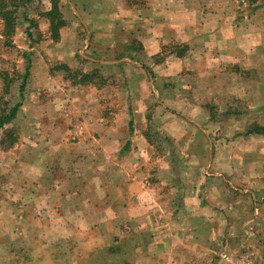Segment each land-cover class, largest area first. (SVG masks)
<instances>
[{
    "label": "crops",
    "instance_id": "crops-1",
    "mask_svg": "<svg viewBox=\"0 0 264 264\" xmlns=\"http://www.w3.org/2000/svg\"><path fill=\"white\" fill-rule=\"evenodd\" d=\"M245 3L60 0L66 26L55 43L46 20L39 16L49 10L50 2L41 0V11L28 15L39 26L41 43L30 45L27 23L18 25L14 35L16 48L31 53L29 86L41 90L39 100L32 94L33 98L23 101L20 118L26 116L29 124L28 114L41 115V110L51 119L58 112L66 113L76 124L65 128L50 121L42 134H53V141L44 143L39 140L41 131L26 126L22 139L4 152L6 166L16 172L8 185L22 198L17 202L24 215L20 227L28 230L29 239L20 256L7 253L0 257V264H63L67 260L73 264H264V232L261 255L247 253L238 243L241 235L247 237L248 229H264V190L239 184L264 180V136L249 133L254 125L264 127V81L241 73L256 68L250 58L246 60L247 37L253 33L246 28L249 24L238 19ZM62 7H70L71 15ZM50 55L55 63L74 69L84 62L78 58L82 57L90 68L87 71L98 69L112 85L75 86L50 74L48 67L36 66ZM49 82L58 90L45 91ZM116 85L117 102L128 101L131 114L122 107H107L108 101H114L111 94ZM42 91L48 94L44 100ZM237 101H246L248 110L233 108ZM108 114L117 118V125H107ZM123 118L133 119L134 125H125ZM150 129L169 142L152 175L169 190L147 179L154 150L151 136L150 142L145 138ZM173 149L187 163L181 179L176 175L180 164L171 156ZM204 166L219 172L206 171ZM178 179L182 191L173 189ZM212 191L215 201L203 204L202 197ZM41 199L47 205L44 215L52 213L58 227L36 216L43 208ZM9 206L0 205V232ZM220 206L228 213L225 240L233 245L219 258L206 260L196 251L203 247L204 229H213L214 236L216 226L222 229L214 224ZM205 215L214 216L213 223ZM42 224L46 232L38 235ZM51 229L65 231L60 238L67 239L49 240ZM79 230L85 231L81 240ZM250 236L256 238L258 232ZM224 241L219 239L216 246ZM39 246L43 249L34 253ZM61 246L68 249L59 256L53 250ZM77 247L85 248L83 253H75ZM101 249L109 253L100 256Z\"/></svg>",
    "mask_w": 264,
    "mask_h": 264
},
{
    "label": "rangeland",
    "instance_id": "rangeland-1",
    "mask_svg": "<svg viewBox=\"0 0 264 264\" xmlns=\"http://www.w3.org/2000/svg\"><path fill=\"white\" fill-rule=\"evenodd\" d=\"M245 2H246V0H245ZM41 7H43V5L41 3L39 5L33 6L32 8H30L27 11L28 15H31L33 13L36 14L37 12L41 11ZM62 8H63L62 10L66 13V15H68V16L71 15L70 7H67L66 9H64L65 7H62ZM240 9L241 10H239L238 19L245 21V25L249 24L248 27H246V28L248 31H251L253 33L252 37H250V36L247 37V53L248 54H247L246 60L248 58H250V61L254 62L255 67H256L255 70H251L249 72H241L243 75L242 77L251 78V79L256 80V81L259 80L261 82V80L264 81V9L262 8L263 11L260 10V11L255 12V13H251L250 7L247 4L245 6L241 5ZM255 14H256V17L254 16ZM22 24H24V22L20 23L19 25L21 26ZM41 27H44L43 24H41ZM37 28L39 29L38 24H37ZM40 40H43V37L39 34L38 30H36L34 32V36H33L34 42L32 45H34L35 43H39V42L41 43ZM13 42H14V37H13ZM261 45H262L263 49H261V47H260ZM14 46H15V44H14ZM42 47L46 48L45 45H43ZM30 57H31V53H30ZM7 60H9V62ZM2 61H3V63H2ZM6 61L8 62V65L7 64L6 65L10 67L11 71L14 70L12 68H16L15 65L21 63L20 60H18V58H17V52L14 49L12 50V49L4 48L2 46V40L0 38V67L2 66V64H3V66H5L4 63ZM81 63L83 65L79 64V67L76 69H80L83 72H87V68L90 69L89 66L86 65L84 62H81ZM39 64H40V66L42 65V70L46 69L48 67L49 73H50V69H52L54 67V65H57L59 63H55L53 61L52 56L50 55V56H46V59H44V61H39V63L36 66H39ZM19 71H21V69ZM50 74H52L56 77H60L63 80V78H62L63 73L62 72L50 73ZM238 74H240V73H238ZM259 74H260V76H259ZM15 78H16L15 83H13L11 91H10L9 95L7 96V100L11 101V103H16L20 100L19 93H18V84L20 83V80L18 79L19 76H16ZM261 78H263V79H261ZM112 82L113 81H108L106 85H110V84L112 85ZM47 84H48V88L41 87V89L43 88L45 91H47L49 89V91H52V92L54 90H58L57 86H54V87L51 86L53 84V82H49ZM49 86H51V87L49 88ZM117 86L118 85L114 86L115 91H113L111 94L112 97H115L113 99L115 102L114 101H108L107 107L108 108L111 107L112 110L122 107V108H125L126 111H129L131 114V105L128 101H126L123 104H121V102H117V96H116ZM40 91L41 90H38L36 92V90L32 86H29V79H28L26 90L24 93L25 99L29 98V96H31L32 94H35L34 97H37V99L39 100L38 92L40 93ZM42 93H44V91L41 92V95L44 96L43 97V100H44L45 96H47L48 94H42ZM31 98H33V96H31ZM237 102L238 103L237 104L235 103V107L233 106V108H235L236 110H238L240 112H245L248 110L249 104L246 101H237ZM79 104L77 107H79ZM254 104L261 105V103H259L256 100H255ZM178 106H179V108H181V105H177V106L175 105L176 108H178ZM66 111H67V109H66ZM39 114H41V115H37V112L36 113L30 112V114H28V115H30L31 121L29 124H27L26 123L27 117L25 116V118H20V113H18L17 120L13 123L12 127H14V129L16 130V133L19 136V141L22 139L23 133H21V132L24 130V128L26 126L30 127V129H38V131H41V133H40L41 137L39 138V140L44 143V142L53 141V136H54L53 134H51V135H46L44 133L42 134V131H45L44 129H45V127H47V125L49 124L50 121H53V122L57 121V123H55V124L60 125V126L65 127V128L73 126L74 122L76 124V120L73 119V117L68 116L66 113L59 114V112H58L56 114V118H54V119H51V115L49 116V118L44 117L43 115L47 114L46 111L42 112L40 110ZM59 117H61L62 120H60ZM130 119L131 118H129V120ZM45 120H47V121H45ZM106 120L108 123L107 125H114L115 126L118 124V123H116L117 118L114 119V116L112 114H108L106 116ZM131 120H132V126H133L134 125L133 119H131ZM122 121L125 122V125H127V124H128V126L130 125V122H128V118H123ZM53 122H51V125H54ZM262 122L264 124V117L262 119ZM69 124H70V126H69ZM148 132L150 134L149 136H151V139L153 141L152 143L154 144L153 145L154 150H153V156H152L153 157L152 163H150L151 167L148 168V172L150 171V174H149V178H147V179L151 178L153 184H156V185L158 184V187L161 190H163V191L169 190L168 188H165L161 184L159 185L160 181L159 182L157 180L154 181L155 178H154V176H152L155 174V171H154L155 167L154 166H155L156 162L162 157V155L165 152H167L166 151L167 148H165V147H166V145L169 144V142L167 144L166 138L164 136H162L163 134L160 135V133L158 131L154 132L153 129H150ZM34 136L36 137V134H34ZM24 137L27 140L28 135L26 134ZM34 139H32V140H34ZM8 151H4V152H8ZM4 152H0V205L2 207H7V208L9 205H11V206H9L10 207V209H8L9 213L5 218L6 220H4L5 224L3 225L1 232H0L1 233L0 234V237H1L0 241L2 243V245H0V257H2V255H6L7 253L20 256L21 247L28 248L27 247L28 246L27 245L28 244L27 239H29V238L27 235H29V233H28V230L26 228L22 229L20 227L22 222H24V218H23L24 215L22 214V208L23 207H22L21 203L17 205V202L19 200H22V198H19L17 192L15 194L13 189L8 185V183L11 182V178H13V175L16 174V172H15V170H10L9 167L6 166L7 164H5V162L7 160L4 158V156H6ZM172 152L175 154V150ZM182 152L184 154L183 157H186L185 150H182ZM173 153L171 154V156H173V159H175L174 161H176V164H180V168H178L179 172L176 173V175L178 176L179 179H181L180 177H181L183 170H184V172H186L188 169V167L186 165L187 163L182 162L181 159L177 156V154L174 155ZM207 156L208 155H206V157ZM7 157H9V156H7ZM206 161H207V158H206ZM2 162H3V164H1ZM159 162H157V163L159 164ZM207 163H208V161H207ZM204 168H205L204 170H206V171L208 170L209 172H212V173H215L217 171L219 172L218 168H213L212 166H204ZM15 177H16V175H15ZM179 179L175 180V184L173 185V189L175 191L181 190L183 188V186H181V188L179 189L180 184L182 185V180L180 182ZM18 180H20V178ZM16 183H18V182H16ZM211 183H212V185L214 184V182H210V184ZM245 183H239V184L242 185V187H245L248 189H250V187H252V186L257 185V187L258 186H259V188L262 187V189L264 190V180H263V183H258L254 180L248 181V183L247 182H245ZM8 188H9V190H11V193L10 192L8 193ZM6 192L8 193V196H6ZM177 197H176L177 201H182L181 197H179V198H177ZM202 198H204V199H202V203L206 204V205H209L210 203L215 201L213 191L211 192V195H209V193H207ZM5 199H8V200H5ZM44 201L45 200H42V199H41V201H38V202H41L40 207H43V208H42V211L40 213L37 212L36 216H38V217L40 216L41 218L45 217V218L49 219L52 223L51 225L54 226L55 224H58V223L53 222V219L50 216V215H52V213H49V214L46 213L44 215V210H46L45 206H47L44 203ZM51 201H52V199H51ZM214 206L219 209L218 203H214ZM7 208H5V209H7ZM210 208H213V207L210 205ZM213 210H214V208L212 209V211ZM220 210H221L220 216L218 214L219 211H217V210L215 211L217 215H216V221L214 224L215 225L221 224L220 227L222 229L219 230V226H216V229L214 232L215 236L213 234V231H214L213 229L212 230L204 229V234H203V239H202V240H204L203 247H201L199 250L196 251V252H199V254L204 255L206 260L219 258L220 254H224L225 252L227 253L229 250V247L231 248V246L233 245V242L225 240V238H226L225 235H227L228 232L223 230V228L225 227V224L227 223L226 219L228 220V217L226 216L228 213L224 212L227 210L221 206H220ZM243 215L244 214H241V216H243ZM205 216L207 219L212 220V223H213L214 216H207V215H205ZM55 226L58 227L59 225H55ZM38 230H39L38 235H40L41 233L44 234V232H46L45 228L43 227V224L40 226V228H38ZM50 232H51V234H48L49 240L67 239V237L66 238H60V237L66 236L65 231H63L62 233H58L56 230L51 229ZM80 232H82V234H79L77 236L78 240H81V239L86 237L85 234H83L85 231L79 230L77 233H80ZM125 232H128V230L123 231V233H125ZM247 232H248L247 237H244L241 235V237L238 239V243H240V245H242L241 246L242 248L247 249V251H246L247 253L255 254V255L256 254L261 255L262 250H263V247H262L263 243L261 240L262 239L261 235L264 232V229H260L258 231H251L250 229H248ZM250 232H252V233L254 232V234L258 232V236H256V238H254L253 236H250L252 234ZM245 233H246V231L244 232L243 235H245ZM38 235H37V237H38ZM45 235H46V233H45ZM219 239H222L223 241L225 240L224 243L222 245H220V247L216 246L217 245L216 243H217V241H219ZM11 241H17L19 244L18 245L16 243L12 244ZM255 243H256V247L252 248L253 245H255ZM37 248L43 249V247H41V246L34 247V250H33L34 253L37 252V250H38ZM59 248L60 249H54L53 252L59 256H61L63 253H65V254L67 253V252H64L65 250L68 249L67 246L66 247L61 246ZM84 249L85 248H83V247H77L75 253L81 254V253H83ZM112 249L116 250V247H113ZM107 253H109V251L106 249H101L98 251V255H100V256L107 254ZM67 261L68 262H64L63 264H73L72 261H70V260H67ZM16 262H17V264H20L19 261H16ZM208 263L209 262H204L203 264H208Z\"/></svg>",
    "mask_w": 264,
    "mask_h": 264
},
{
    "label": "trees",
    "instance_id": "trees-1",
    "mask_svg": "<svg viewBox=\"0 0 264 264\" xmlns=\"http://www.w3.org/2000/svg\"><path fill=\"white\" fill-rule=\"evenodd\" d=\"M49 2V10L45 12L39 11V16L46 20L49 37L56 43L60 38V30L66 26V20L60 10V0H49ZM40 3L41 0H0V38L2 46L7 49H14L17 52L18 60L21 62L15 65L16 68H12L15 71H11L10 67L7 66L9 60L4 63L5 66L2 64L0 67V152L8 151L19 142V136L12 126L17 120V115L21 111L25 99L24 93L31 68L30 52L17 49L13 44V37L17 26L22 22L27 23L25 33L32 46L34 42L32 31L38 28L37 22L28 17L27 11ZM246 4L250 7L251 13L264 8V0H246ZM78 58L85 62L84 58ZM20 69L21 71H19ZM57 72H62L63 80L69 81L75 86L102 88L108 81H111V79L105 78L98 69L83 72L80 69H74L66 64L59 63L50 69V73ZM16 76H19L18 79L20 80L18 84L20 100L16 103H11V101L7 100V96L11 91L13 83H15ZM129 126H132V120ZM249 133L264 136V127L254 125L251 127ZM145 138L150 142L148 134L145 135Z\"/></svg>",
    "mask_w": 264,
    "mask_h": 264
}]
</instances>
